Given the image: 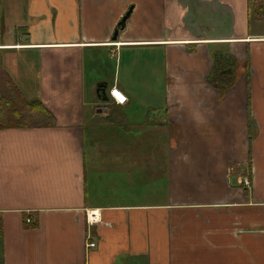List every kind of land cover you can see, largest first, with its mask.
I'll return each mask as SVG.
<instances>
[{
    "label": "crops",
    "instance_id": "1",
    "mask_svg": "<svg viewBox=\"0 0 264 264\" xmlns=\"http://www.w3.org/2000/svg\"><path fill=\"white\" fill-rule=\"evenodd\" d=\"M228 50L240 75L219 96L205 77L212 54ZM141 53L146 77H163L168 90L156 112L165 119L149 122L153 105L143 116L144 132L161 126L146 144L160 168L162 149L170 141L177 149L170 199L161 204L151 191H136L125 204L97 198L89 164L102 171L120 157L86 156L88 126L93 150L109 134L104 143L114 153L127 151L132 137L104 128L130 104ZM124 57L129 73L121 77ZM113 58L112 82L97 79ZM0 68L56 121L0 130V264H264V22L248 0H0ZM99 83L109 101V89H118L125 106L102 112ZM144 98L156 99L150 89ZM91 212L100 222L89 226ZM88 237L95 248H86Z\"/></svg>",
    "mask_w": 264,
    "mask_h": 264
},
{
    "label": "rangeland",
    "instance_id": "2",
    "mask_svg": "<svg viewBox=\"0 0 264 264\" xmlns=\"http://www.w3.org/2000/svg\"><path fill=\"white\" fill-rule=\"evenodd\" d=\"M127 12V11H126ZM103 57V55H101ZM100 62H104L100 60ZM109 61L106 62L107 68L104 69V65L101 64L97 71L96 78L103 76L108 83H111V74L114 70L115 59H112L111 67L109 66ZM128 59L124 57V61L119 67L120 76L122 77L124 73H129V64ZM148 61L145 60V53H141L140 57H134V63L132 66V71L136 72L135 76L132 78L134 83H130L131 91L129 93L131 98L130 104L125 107H120L118 110L126 118L122 120L121 123H116L115 125H107L104 130L107 128L113 129L116 131L119 139L128 140L132 137L131 142L127 146V151H123L122 154L114 153L117 150L114 148H109L108 143H104L111 138L109 134H103L98 138V144H101V148L98 149L99 152L93 150V142H90L88 135L89 126L85 129V144H86V156L88 161L92 157L99 156L100 158L110 159L113 157H120L118 164L106 165L105 170H93L92 167L96 166L94 164H89V176H94V179H91L93 186L92 192L97 193V198L107 199L112 198L115 202H121L123 204L128 203L134 196L136 191H151L152 192V201L153 203L161 204L170 199V189H171V180L170 175L172 171V161L176 154L177 149L172 148L171 145H174L173 142H169L167 147L162 149V167L155 163L158 155L155 153V149L151 147V144H146L149 136L156 135L161 136V126L157 123L151 125L156 126L157 130L155 132H150L149 125L147 126L146 131L144 132L147 122H143V116L146 114L147 109L150 105L157 106L155 111L152 112V116L149 119V122H161L164 120V116H156V112L166 105V83L163 77H154V79L146 77L144 69ZM161 67H158L157 70H161ZM117 71V67H116ZM106 74V75H105ZM146 78L147 82H146ZM100 79V78H99ZM149 89L151 93L155 96V102L144 98V95H149ZM168 91V90H167ZM87 100H93L94 104L98 103V99L94 101L93 94L86 92ZM108 106H113L112 102L102 103L99 101L98 108L102 112ZM102 114V113H100ZM119 114L115 112V116ZM136 115V117H135ZM105 119H98L96 124L99 127L105 125ZM164 129L167 130L170 140H175V131L171 125H164ZM144 133V138L140 137V134ZM164 135V132H163ZM131 136V137H130ZM137 139V140H135ZM120 141H118L119 143ZM151 152V153H150ZM226 153V152H225ZM151 161V164L149 163ZM230 170V169H229ZM96 172H99V175H96ZM169 177V178H168ZM246 184V183H245ZM259 187H262V181H258ZM91 186V187H92ZM136 187V188H133Z\"/></svg>",
    "mask_w": 264,
    "mask_h": 264
},
{
    "label": "trees",
    "instance_id": "3",
    "mask_svg": "<svg viewBox=\"0 0 264 264\" xmlns=\"http://www.w3.org/2000/svg\"><path fill=\"white\" fill-rule=\"evenodd\" d=\"M248 5L254 18L262 21L264 0H248ZM238 75H240L238 73V63L230 55L229 50L223 51L222 53L216 52L212 54V66L206 74L205 81L221 96L235 86ZM115 118L114 123L118 124L126 116L124 115L123 117L119 113ZM55 126V118L43 104L38 100H26L10 77L0 68V130L51 128ZM249 141H251V135H249ZM247 167L250 172V156L247 160ZM1 236L2 227L0 218Z\"/></svg>",
    "mask_w": 264,
    "mask_h": 264
},
{
    "label": "built area",
    "instance_id": "4",
    "mask_svg": "<svg viewBox=\"0 0 264 264\" xmlns=\"http://www.w3.org/2000/svg\"><path fill=\"white\" fill-rule=\"evenodd\" d=\"M262 21L264 22V14L262 16ZM109 96L118 105H124L127 102V98L125 96H123L122 93L118 89H116L115 87H113L109 90ZM120 97H122V98H120ZM99 218L100 217H99V214L97 212H91L90 214H87L86 223H87V225L92 226V225L100 222ZM27 222H30V220H27ZM85 246L87 249L95 248L96 243H95V241L90 240L88 237V238H86Z\"/></svg>",
    "mask_w": 264,
    "mask_h": 264
},
{
    "label": "water",
    "instance_id": "5",
    "mask_svg": "<svg viewBox=\"0 0 264 264\" xmlns=\"http://www.w3.org/2000/svg\"><path fill=\"white\" fill-rule=\"evenodd\" d=\"M129 13H126V15L124 17H122L121 21L118 23V25L120 27H124V24H125V21H126V18L128 16ZM105 84H101L99 83L97 86H96V94H98V97L101 101H108V98L106 97L105 95Z\"/></svg>",
    "mask_w": 264,
    "mask_h": 264
},
{
    "label": "bare ground",
    "instance_id": "6",
    "mask_svg": "<svg viewBox=\"0 0 264 264\" xmlns=\"http://www.w3.org/2000/svg\"><path fill=\"white\" fill-rule=\"evenodd\" d=\"M120 98H122V97H120Z\"/></svg>",
    "mask_w": 264,
    "mask_h": 264
}]
</instances>
